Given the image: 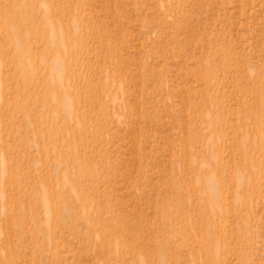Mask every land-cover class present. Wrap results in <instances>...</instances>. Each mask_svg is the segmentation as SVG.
<instances>
[{
    "label": "rangeland",
    "instance_id": "rangeland-1",
    "mask_svg": "<svg viewBox=\"0 0 264 264\" xmlns=\"http://www.w3.org/2000/svg\"><path fill=\"white\" fill-rule=\"evenodd\" d=\"M0 264H264V0H0Z\"/></svg>",
    "mask_w": 264,
    "mask_h": 264
}]
</instances>
